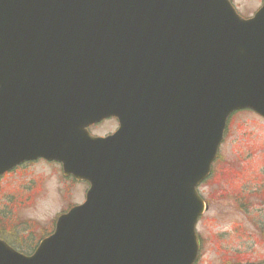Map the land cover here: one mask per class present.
Here are the masks:
<instances>
[{"label": "water", "instance_id": "95a60500", "mask_svg": "<svg viewBox=\"0 0 264 264\" xmlns=\"http://www.w3.org/2000/svg\"><path fill=\"white\" fill-rule=\"evenodd\" d=\"M242 110L264 118V5L0 0V178L42 158L90 184L33 255L0 240V264H194L197 188Z\"/></svg>", "mask_w": 264, "mask_h": 264}, {"label": "rangeland", "instance_id": "374dc122", "mask_svg": "<svg viewBox=\"0 0 264 264\" xmlns=\"http://www.w3.org/2000/svg\"><path fill=\"white\" fill-rule=\"evenodd\" d=\"M231 1L242 16L250 17L264 0ZM230 126L212 185L199 188L209 203L197 226L202 241L199 264L264 262V119L242 112ZM111 128L108 124L105 130ZM71 180L64 178L59 165L45 162L25 165L5 177L0 182V208L11 211L7 225L13 229L3 236L23 250L38 245L61 214L84 202L87 186Z\"/></svg>", "mask_w": 264, "mask_h": 264}, {"label": "flooded vegetation", "instance_id": "af4514ba", "mask_svg": "<svg viewBox=\"0 0 264 264\" xmlns=\"http://www.w3.org/2000/svg\"><path fill=\"white\" fill-rule=\"evenodd\" d=\"M111 125V129L109 131H106L105 128L107 125ZM119 128V121L116 118H106L104 120L99 121L97 124L93 125L92 127L89 128L90 133L94 134V136L99 137V138H107L110 135L114 134L117 129ZM95 130V133L94 131ZM39 161L35 162H42L43 159H37ZM72 179V178H70ZM72 181V180H71Z\"/></svg>", "mask_w": 264, "mask_h": 264}, {"label": "trees", "instance_id": "16d2710c", "mask_svg": "<svg viewBox=\"0 0 264 264\" xmlns=\"http://www.w3.org/2000/svg\"><path fill=\"white\" fill-rule=\"evenodd\" d=\"M206 184H211L212 185V183L210 182V181H207L206 182ZM12 190V189H11ZM238 193H240V192H238ZM237 193V194H238ZM239 198H241V194H239ZM9 202V201H8ZM24 202V201H23ZM243 204L247 207L248 206V204H249V201H248V198L247 199H245L244 201H243ZM0 209H2V208H0ZM3 211H4V209H2ZM11 214V211L9 210V211H4V212H1L0 211V238L1 239H4V240H7L8 242L9 241H11L10 240V237H4L3 235L5 234V233H7V232H9L11 229H13V227H9L8 225H7V223H8V221H9V219H10V221H11V218H9L10 215ZM11 244V243H10ZM19 248V250L20 251H22V252H27V250H23V248L22 247H18ZM27 249H29V247L27 248Z\"/></svg>", "mask_w": 264, "mask_h": 264}]
</instances>
